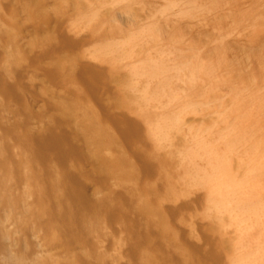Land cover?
Instances as JSON below:
<instances>
[{"label":"rangeland","instance_id":"374dc122","mask_svg":"<svg viewBox=\"0 0 264 264\" xmlns=\"http://www.w3.org/2000/svg\"><path fill=\"white\" fill-rule=\"evenodd\" d=\"M166 1H152L143 9L141 20L151 22L152 13L161 11ZM195 1L216 6L198 15V21L190 20L186 24L189 27L176 22L173 36L172 28H167L170 36L166 34L161 39V48L170 51L177 47L180 57L204 67L212 66V75L223 79L204 76L199 91L208 96L209 112L197 116L192 124H212L216 110L233 108L237 101V118L242 115V123H250L256 129L253 140L247 139L237 149L241 159L237 162L243 167L253 141H257L258 158L264 159V0ZM57 4L58 0H0V75L13 83L18 93L13 97L0 86V143L5 146L10 164L19 161L21 173L33 170L24 161L22 136L35 134L54 113L61 114L63 106L69 104L72 112L67 115L64 128L73 133L71 139L78 143L83 157L79 162L69 158L61 163L52 153H46L43 161L47 175L60 181L62 168L77 162L81 172L78 194L89 206L100 198L109 199L117 204L119 212L107 218L87 206L82 211V223L94 220V227L83 232L85 241L66 243L53 227L43 229L32 221L22 224V205L31 202L32 196L26 192L27 182L21 179L9 185L11 194L22 197L15 213L6 207L0 209V226L6 232L5 250L0 254H23L24 264H172L170 257L179 258L184 250L193 264H225L228 251L217 262L209 257L210 251L218 247L216 240L206 234L204 198L192 193H170L168 184L184 187L176 168L162 156L152 160L148 147L142 149L135 140H125L120 135L118 117L130 112L119 98L118 83L101 81L92 92L85 83V74L77 69L79 63L95 62L89 53L109 32L84 26L79 19L81 8L74 5L59 15L51 14L52 18L41 16L53 13ZM31 9L38 11L39 16H30ZM60 39L66 41L59 43ZM13 57L20 68L16 78L4 72ZM87 115L96 118L104 139L91 129L77 130V121ZM177 144L180 146L179 141ZM101 162L107 168L104 177L95 173ZM118 165L135 170L136 179L124 182L111 170ZM145 190H151L150 207L135 221L145 229L146 236L130 252L128 228Z\"/></svg>","mask_w":264,"mask_h":264},{"label":"bare ground","instance_id":"6f19581e","mask_svg":"<svg viewBox=\"0 0 264 264\" xmlns=\"http://www.w3.org/2000/svg\"><path fill=\"white\" fill-rule=\"evenodd\" d=\"M152 1L58 0L53 13L45 12L41 16L59 15L74 5L81 8L79 19L84 26L109 32L105 40H100L89 53L95 62L78 64L79 72L85 74L86 85L94 92L101 81L111 85L118 83L119 98L127 104V110L132 111V114L125 112L128 116L118 117L120 135L125 140H135L142 149L148 147L152 160L162 156L176 168L184 187L179 189L168 184L170 193H192L204 198L206 234L216 240L218 247L209 253L212 261L217 262L220 255H226L228 251L225 264H264V159H259L256 154L257 141L249 144L251 153L245 166L241 167L237 162L239 145L247 139L253 140L251 136L256 129L250 123L243 124L242 115L237 118V101L233 108L216 110L212 124L193 126L197 116L209 112L208 96L199 91L204 76L218 81L223 79L212 75V66L204 67L180 57L179 48L170 51L161 48V39L166 34L170 36L167 28H172L173 36L177 32L176 22L185 26L190 20L198 21V15L216 5L195 0H167L161 11L152 13L154 19L145 23L141 14ZM29 15L37 17L39 12L31 9ZM135 24L139 26L131 30ZM64 39L59 43L66 41ZM19 71L17 59H9L5 74L16 78ZM49 73L53 74V71L49 70ZM0 86L11 96H18L14 84L1 75ZM61 110V114L54 113L35 134L22 136L24 161L33 170L21 173L19 161L10 164L5 146L0 143V209L6 207L15 213L22 197L11 194L9 185L24 179L32 201L22 205V224L32 221L43 229L53 227L58 236L70 243L85 241L83 232L94 227V220L82 223L84 209L93 207L95 212L111 218L119 212V207L106 198L89 206L90 203L78 194L81 172L77 162L81 161L83 153L78 143L72 141L73 133L64 128L66 117L72 112L71 106L65 104ZM261 114L264 117L262 110ZM77 122L78 131L91 129L98 138H105L95 117L87 115ZM46 153H52L61 163L69 158L77 162L62 168L58 177L60 181H53L47 175L43 161ZM111 170L124 182L136 179V171L122 165ZM95 173L106 175L103 162ZM150 192L145 190L142 193L131 219L127 241L130 252L136 242L146 236L145 229L135 218L150 207ZM5 233L0 226V253L5 250ZM183 251L179 258L172 256L169 261L172 264H193L191 257ZM0 264H24V255L0 254Z\"/></svg>","mask_w":264,"mask_h":264}]
</instances>
